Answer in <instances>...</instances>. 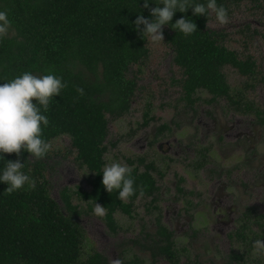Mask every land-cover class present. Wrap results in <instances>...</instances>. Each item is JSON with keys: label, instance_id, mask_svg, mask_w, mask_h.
<instances>
[{"label": "trees", "instance_id": "trees-1", "mask_svg": "<svg viewBox=\"0 0 264 264\" xmlns=\"http://www.w3.org/2000/svg\"><path fill=\"white\" fill-rule=\"evenodd\" d=\"M242 1L216 3L228 10ZM248 1L258 4L262 0ZM143 4L144 0H0V10L6 11L11 21L9 34L0 39V83L25 71L37 76L48 72L60 76L66 87L50 102L46 113L49 124L42 126V137L50 143L60 135H68L77 166L92 173L89 190L79 186L75 190H61L66 210L63 212L49 194V151L40 159L32 158L23 149L19 156L15 152L0 156V168L7 159H19L24 163L22 170L36 181L34 188L26 190L25 186L11 194L4 191L7 185L0 182V264H108L107 258L94 248L83 255L86 235L75 217L80 210L74 197L86 201L89 210L95 202L104 205L102 220L115 234L121 229L116 213L132 216L136 199L150 196L145 207L150 213L156 212V229L144 246L152 264L159 257L171 264H196L189 259L181 261L173 232L161 220L156 196L159 186L153 174L158 168L154 161L145 156L126 157L128 163L135 165L132 175L137 190L125 202L117 198L116 190L109 193L101 183L108 150L107 115L119 117L128 112L137 89V80L129 77L128 72L149 53L148 37H142L132 23L138 14L151 19ZM154 6L152 0L150 7ZM181 16L191 17L196 23L193 34L185 36L170 24L164 26L168 29L166 38L173 51V62L181 70L179 85L185 104L192 107L199 99L197 91L205 90L211 95L208 102L226 98L232 110L255 114L264 122V108L249 101L243 91L234 93L223 72V67L230 65L247 78L256 77L255 58L228 48L225 33L208 28L210 12L206 17L193 15L191 8L185 13L177 11L173 22ZM262 83L264 87V79ZM252 85L247 83L245 88ZM77 88H82L84 95ZM153 118H145L143 125ZM170 130V126L161 124L155 139ZM182 181L179 178V184ZM178 191L182 193L181 186ZM229 237L241 245V251L232 249L226 264L248 263L253 257V242L264 239V213L247 207ZM141 263L143 260L136 255L126 261Z\"/></svg>", "mask_w": 264, "mask_h": 264}, {"label": "rangeland", "instance_id": "rangeland-1", "mask_svg": "<svg viewBox=\"0 0 264 264\" xmlns=\"http://www.w3.org/2000/svg\"><path fill=\"white\" fill-rule=\"evenodd\" d=\"M207 26L225 33L228 48L255 58L256 77L247 78L230 65L224 66L223 72L234 93L243 91L249 101L263 109L264 0L258 4L243 0L231 5L224 24L210 12ZM162 28L164 40L153 42L148 37V56L128 72L137 80L128 112L119 117L107 115L105 160H117L131 168L135 165L128 163L126 157L145 156L154 161L158 168L153 174L159 186L156 196L161 220L173 232L181 261L226 264L232 249L241 251V245L229 234L236 229L243 211L253 207L264 213V122L255 114L232 110L226 98L208 102L211 95L205 90L197 91L199 99L192 107L186 105L179 85L181 70L173 62L166 38L168 29ZM247 83L253 85L245 88ZM150 116L154 118L143 125ZM164 123L171 130L155 139L157 128ZM49 144V194L66 212L61 190H75L76 186L89 190L92 173L77 166L68 135H60ZM199 161L203 164L198 165ZM179 178H183L180 184ZM150 199L151 196L138 197L132 216L117 212L121 229L113 234L102 216L89 210L86 201L74 197L80 210L75 217L86 235L83 255L94 248L107 258L108 264L116 260L126 264L134 255L143 260L141 264H152L144 246L156 229V212L150 213L145 207ZM252 256L246 264H264V254L255 248ZM154 264L171 263L159 257Z\"/></svg>", "mask_w": 264, "mask_h": 264}, {"label": "clouds", "instance_id": "clouds-1", "mask_svg": "<svg viewBox=\"0 0 264 264\" xmlns=\"http://www.w3.org/2000/svg\"><path fill=\"white\" fill-rule=\"evenodd\" d=\"M151 2L152 0H144L143 4L144 8L149 9L151 19L138 14L132 23L142 37L147 36L153 42L164 40V25L170 24L185 36L197 30V25L191 17L181 16L173 22L177 11L185 13L191 8L193 15L206 17L209 12H214L220 24L228 21V10L222 4L218 5L216 0H154L155 6L150 7ZM10 27L11 21L7 12L0 10V39L9 34ZM64 87L66 83L52 72L37 76L25 71L0 83V156L13 152L19 156L22 149L30 153L32 158L40 159L47 154L50 144L42 137V126L49 124L46 113L49 111L50 102L55 95H60ZM76 90L80 95H84L82 88ZM23 168L24 163L19 159H7L0 168V182L7 185L4 189L6 193L11 194L25 186L26 190L35 187L36 181L24 172ZM101 183L109 193L116 190L117 198L122 202L127 201L137 190L134 187L132 168L117 160L104 165ZM92 211L97 216H103L105 207L95 202ZM253 244L258 253L264 254V239H256ZM113 264H120V261L116 260Z\"/></svg>", "mask_w": 264, "mask_h": 264}]
</instances>
